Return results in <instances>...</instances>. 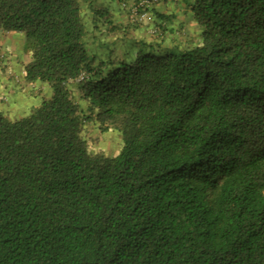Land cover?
I'll return each mask as SVG.
<instances>
[{
  "label": "trees",
  "instance_id": "16d2710c",
  "mask_svg": "<svg viewBox=\"0 0 264 264\" xmlns=\"http://www.w3.org/2000/svg\"><path fill=\"white\" fill-rule=\"evenodd\" d=\"M185 2L199 44L113 56L89 47L88 12L127 28L94 0H0L34 99L17 118L0 105V264H264V0ZM91 129L116 130L118 151Z\"/></svg>",
  "mask_w": 264,
  "mask_h": 264
},
{
  "label": "rangeland",
  "instance_id": "374dc122",
  "mask_svg": "<svg viewBox=\"0 0 264 264\" xmlns=\"http://www.w3.org/2000/svg\"><path fill=\"white\" fill-rule=\"evenodd\" d=\"M94 6L96 8H101L108 6L110 7V10L115 9L117 11H120L119 9V0H94ZM113 13V12H112ZM149 14V13H148ZM88 27H89V33L87 35V43L89 47L93 49H98L99 52L103 51H111V54L114 55H122L124 54V49L126 48V44L129 46V43L133 40H139L144 39L147 41L150 40H156L160 41L161 44L164 45H172L176 40L185 41L186 38L190 39L191 35H195V39L193 43L199 44L200 43V37L199 34H197L196 30L198 29H192V22L190 21V18L188 15H185L182 20L184 21L183 29H174V26L170 29H174L176 31H172V37L167 36L165 40H161V36L159 34V30L154 33V28L157 26V21L154 17L148 16L145 21L143 22H137L139 25L137 27H133L130 23L127 24V20H125V15L122 14L121 21L124 25L125 30H123L122 26L119 28H108L107 30L104 27V22L101 17L99 18V22L96 23L93 21V17L90 15V12H88ZM114 17V16H113ZM129 18L130 22H134ZM125 20V21H124ZM113 23H117L115 21V17L112 19ZM119 23V24H120ZM97 25V26H96ZM96 26V27H95ZM175 28H178L176 26ZM97 29H101L102 31L98 32ZM123 30V31H122ZM126 34V41H123V38H125ZM179 36V37H178ZM94 37L98 38L101 41L98 42ZM177 37V38H174ZM104 43V45H102ZM185 45V44H184ZM3 47V48H2ZM0 51L5 52L8 56V59H11L15 63H11L10 66H13L14 69L16 67L20 69V67L25 65L30 60L29 53L27 51V43H26V37L23 32L18 31H0ZM4 61H7L6 59L0 60V67L4 66ZM3 62V63H2ZM14 69H7L6 72L12 71L14 73H17ZM3 71V68H0V72ZM10 71V72H11ZM11 72V73H12ZM21 70H19L20 74ZM20 85H25L24 82H18L17 88ZM26 91H31L32 93H36L37 96L49 95L50 90L45 84L38 83L36 85H31L29 88L24 87ZM31 89V90H30ZM21 92V91H20ZM0 96L3 94L2 91H0ZM25 94V95H24ZM28 95V96H27ZM31 99L34 101V99L27 94V92H21L20 94H12L11 92L6 91V98H2V106L3 110L8 112L13 118L21 117L27 114L28 107L31 105ZM36 101V100H35ZM87 137L90 143L91 148H93L96 151H102L109 154H115L119 149L120 144V134L116 130H110L105 134L99 133L98 130H90L87 132Z\"/></svg>",
  "mask_w": 264,
  "mask_h": 264
},
{
  "label": "crops",
  "instance_id": "0c3cea01",
  "mask_svg": "<svg viewBox=\"0 0 264 264\" xmlns=\"http://www.w3.org/2000/svg\"><path fill=\"white\" fill-rule=\"evenodd\" d=\"M165 1L166 2L159 3L155 7V9L153 10V13H152V17H154L157 22H162L163 24L167 23V25H169L171 28H172V26H174V28H175L176 26H178V24L180 23V21H182V18L184 17V13L186 12V5L187 4H186V2L182 3V1H184V0H181L178 3L173 2L171 0H165ZM101 8L107 10L106 12L108 14H110L111 20L115 17V21L117 23L123 22V21H121L122 14L125 15L124 16L125 20H127V16H128L127 12L125 10L121 9L120 2H119V8H120L119 10L120 11H117L115 9H112V11H111L110 7H108V6L101 7ZM175 13H176V16H175ZM127 22H128V20H127ZM11 63L16 64V62H13L11 59H8V56H7V61L4 65H6V64H8V65L7 66L2 65L0 67L1 69L3 68V71L0 72V91L3 92V94L0 96V105L1 106H2V103H1L2 98H4V97L6 98V91L11 92L12 94H15V95L21 93L19 89H16L17 88V85H16L17 81L14 77L16 75V73H14V76H13L12 75L13 73H11L10 71L6 72L7 69H11V68L14 69L13 66H10ZM14 70L17 73H19V70H21L20 74L23 75V72H24L23 71V65L20 67V69H19V67L18 68L16 67V69H14Z\"/></svg>",
  "mask_w": 264,
  "mask_h": 264
},
{
  "label": "built area",
  "instance_id": "2783aa9c",
  "mask_svg": "<svg viewBox=\"0 0 264 264\" xmlns=\"http://www.w3.org/2000/svg\"><path fill=\"white\" fill-rule=\"evenodd\" d=\"M152 1L157 0H140L138 2H122L123 8L128 10V16L134 22H143L148 18V7Z\"/></svg>",
  "mask_w": 264,
  "mask_h": 264
}]
</instances>
